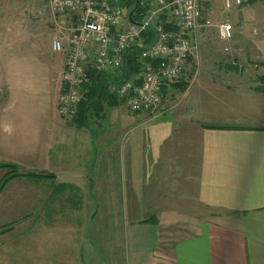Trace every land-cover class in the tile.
<instances>
[{"label": "crops", "instance_id": "1", "mask_svg": "<svg viewBox=\"0 0 264 264\" xmlns=\"http://www.w3.org/2000/svg\"><path fill=\"white\" fill-rule=\"evenodd\" d=\"M218 5L222 6L221 0L202 4L201 17H216ZM235 8L238 12L232 13V8L223 16L235 24L232 46L233 38L239 45V32L249 36L252 25L261 21L253 19L247 5ZM257 27L261 44L264 24ZM213 33L219 40L211 27L197 31V55L187 60L182 73L186 79V72L192 71L187 88L173 97L166 95L160 113H130L123 104H115L106 109L108 118L100 123V131H95L97 122L75 127L59 115L53 81L61 66L53 57L43 60L46 93L40 92L33 106L22 102H29L23 91L8 89L15 87L10 81L0 98V138L23 156L21 162L2 159L15 162L22 172L54 174V181L15 176L0 190V202L10 203L15 210L21 204L24 208L23 213L20 210L22 247L27 245L23 234L35 231L31 234L35 244L29 250H36L41 240L47 241L45 248L56 247L44 264H72L76 252L75 264H98L104 254L109 257L108 231L98 227L94 233L93 216L66 218L60 226L56 218L64 204L81 211L99 178L104 208L110 210V176L115 169L109 157L110 139L128 111L137 116L143 113L142 122L162 119L156 123L164 129L159 134L142 130L128 143L137 178L131 221L132 237L140 246L137 264H264V84L255 86L252 81L244 89L245 80L239 83L236 75L229 74L232 70L237 74V67L213 52L214 43L207 41ZM60 84L61 92L62 80ZM148 166L145 176L154 182L142 186V171ZM5 171L0 168V178ZM141 210L146 214L141 215ZM41 225L44 232L37 229ZM148 225L152 226L150 236L140 232ZM70 240L76 244L58 246ZM94 242H98L96 248Z\"/></svg>", "mask_w": 264, "mask_h": 264}, {"label": "rangeland", "instance_id": "2", "mask_svg": "<svg viewBox=\"0 0 264 264\" xmlns=\"http://www.w3.org/2000/svg\"><path fill=\"white\" fill-rule=\"evenodd\" d=\"M247 1L248 0H246L241 6L247 5V7L252 9L253 19L255 21L256 19H261L258 23L256 22V24H253L256 27L253 28L252 25L249 29V36L239 32L237 39L239 45L235 43L233 38V46L231 43L228 44L226 42V44L220 39L216 40V35H214L215 32L213 33L212 39H207L209 43H214L215 51L211 50L217 53L218 59L223 57L229 64H233L232 66L235 65L237 67V74H233L235 70H232L233 73L229 74L231 76L236 75L235 78L239 83L245 80V82L242 83L244 89L248 88L250 85L249 83L252 81L255 86L261 84V81L259 80V83L258 78L264 76V43L259 44L258 42V39L261 38V34L257 27L263 26L264 24V0H253L252 3H247ZM221 4L222 6H217L218 13H215L216 17L211 16L207 18L212 20L213 23L220 22L223 19L228 20L233 26L234 35L235 24L232 20L230 21L231 18L223 17L225 12H228L229 10L223 6L222 0ZM235 7L238 6L232 7L234 10H232V13L234 14L238 12V8ZM69 15L73 14H68L67 17ZM60 17L61 20H64V17ZM53 28L54 25L52 18L46 8V0H0V98L4 92L3 90L7 89L10 85V81H12L16 88L9 87L8 89H11L13 92L19 90V93L20 91H23V94L26 95L29 102H22L28 104L31 103L30 105L33 106L35 99L38 98L40 92L46 93L42 87L45 73L43 60L53 57L55 62H59L61 66L59 73L56 72L55 80L53 81L55 84V90H57V100L59 99L65 54L64 52L54 53L51 50V39L53 34L56 33V30ZM211 28L215 29L213 26H211ZM225 47L228 49L226 50ZM191 74L192 71H187L185 75L186 79L184 80L188 82V77ZM63 87L64 86H62V89ZM120 99V97L117 98V104H123L125 106L123 107L126 110L125 102L121 103ZM104 115V119L102 120L98 119L95 121L93 118L89 121V123H94L95 125L97 123L99 124L96 125L99 126V128L96 126L94 127L95 131L102 130L103 126L100 125V123L106 121L108 118L106 117L107 110L104 112ZM126 116L127 117L121 119V127L113 129L114 134L110 139L109 157L115 168L110 176V210L104 208L105 200L103 199V194L99 187V178L97 179V184L95 181L96 187H94V192L87 193L88 199L82 202L83 209H81V211L73 209L69 204H64L62 206L63 211H60V215L56 218V222L58 226H60V223L66 218L70 219L71 217L76 218L77 216H81V218L91 219L93 216L94 230H97V232L94 233H98V227L103 229L104 232H106L107 229L111 240L109 257L104 254V259L98 264H137L135 254L138 253L140 246L137 245L131 234V232H134L135 230V226L131 224V221L134 220L132 217V204L134 199V185L137 178L134 161L128 154V143H132V137L134 134L139 133L142 130L153 129L152 131L157 134L164 130L156 123L162 119H158V121L150 120L148 122H142V120L145 119L143 113L137 116L129 114L128 111H126ZM146 117L150 119L156 118L150 116ZM108 125H110V123ZM21 147L23 148L22 145ZM96 149H99L97 144ZM22 156L21 150L16 149L14 152L13 148L7 147L6 138H0V163H10L9 160L4 161L2 158L21 162ZM13 163L16 164L15 162ZM16 165L18 166V164ZM150 168L151 166H148L142 171V186H149L154 182V178L152 179L145 176V172L149 171ZM19 202L20 200L16 203ZM60 202H64V200ZM4 204L5 202H0V206ZM129 206L131 207L130 209H128ZM18 209L19 210L12 209L10 203L5 204L4 207H0V264H44L43 262L46 260V256H49L48 253L55 252L56 247L50 249H48V247L45 248L47 241L41 240L38 242L36 250H29L31 245L35 244L31 243V240H34V238L31 237V234L37 232L33 231L31 234H28L26 230L24 232L27 233H24L23 235L26 236L24 241L27 242V245H23L22 247L23 236L21 234V227L23 226L22 209H24L22 204ZM20 210H22V213ZM140 214L145 215L146 211L141 210ZM47 220L50 221L49 219ZM103 220L105 225L103 223L102 225H97ZM45 223H47V221ZM72 228H74V226H72ZM141 228H143V231L141 229L140 232L144 235H151V225ZM37 229H39L40 232H44L42 225ZM77 229L76 226V231H78ZM80 232L81 231H78V233ZM99 232L101 231L99 230ZM97 243L98 242H94L95 248ZM145 243L149 245L150 241L146 240ZM69 244L74 246L76 243L72 240H70V242L63 241L59 242L58 246L64 247L65 245V247L68 248ZM42 252L43 255L41 257ZM73 255L72 264H75L76 261H78V254L76 252V257L75 254Z\"/></svg>", "mask_w": 264, "mask_h": 264}, {"label": "built area", "instance_id": "3", "mask_svg": "<svg viewBox=\"0 0 264 264\" xmlns=\"http://www.w3.org/2000/svg\"><path fill=\"white\" fill-rule=\"evenodd\" d=\"M120 1L46 0L56 30L51 39V50L65 54L64 87L57 104L63 120L70 121L75 114L79 87L85 80V69L91 57L97 70L120 73L124 50L149 27L153 28L156 40L141 51L143 66L140 74L116 88L130 113L144 112L153 116L160 113L163 105L161 89L177 81L187 60L196 57L197 31L201 27H215L219 39L228 44L233 36V26L228 20L213 23L201 17V6L208 0H155L153 8L135 23L129 20ZM244 2L246 0H222L227 10ZM164 10L171 16L175 28L172 31L155 22ZM68 14H73L75 19H67Z\"/></svg>", "mask_w": 264, "mask_h": 264}, {"label": "trees", "instance_id": "4", "mask_svg": "<svg viewBox=\"0 0 264 264\" xmlns=\"http://www.w3.org/2000/svg\"><path fill=\"white\" fill-rule=\"evenodd\" d=\"M153 1L155 0H121L119 5L126 9L127 13H132L131 19L135 22L139 21L151 8H153ZM252 1L253 0H248L247 3H252ZM68 18L75 19V16L69 15L67 19ZM155 22L161 23L166 30L172 31L175 29L172 24L171 16L166 10L157 15ZM155 40V32L152 27L144 30L140 34L139 39L124 50L120 73L97 70L93 65L91 57L85 69V80L79 87L80 98L76 104L75 114L70 121L72 125L75 127H86L93 118L95 121L104 119V112L106 109L117 104V98H119L116 93L117 86L126 80L132 79L133 76L140 74L143 66L141 51ZM259 80L264 84V76H260ZM187 85L188 82L184 80V76L181 75L171 86H163L161 89L163 101L168 94L173 97L176 93L184 92ZM120 101L124 103L125 100L121 98ZM0 167L6 170L5 175L0 179V190L9 179L15 176H40L54 181V174L46 172H22L16 164L11 162L0 163ZM64 186L72 187L71 185Z\"/></svg>", "mask_w": 264, "mask_h": 264}, {"label": "water", "instance_id": "5", "mask_svg": "<svg viewBox=\"0 0 264 264\" xmlns=\"http://www.w3.org/2000/svg\"><path fill=\"white\" fill-rule=\"evenodd\" d=\"M131 15H132V13L129 12V13H128L129 20H130L131 22H134V21L131 19ZM134 23H135V22H134Z\"/></svg>", "mask_w": 264, "mask_h": 264}]
</instances>
